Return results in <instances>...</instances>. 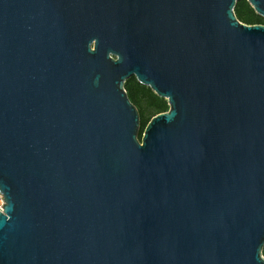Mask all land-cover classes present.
Here are the masks:
<instances>
[{"label":"water","instance_id":"95a60500","mask_svg":"<svg viewBox=\"0 0 264 264\" xmlns=\"http://www.w3.org/2000/svg\"><path fill=\"white\" fill-rule=\"evenodd\" d=\"M236 2L0 0V264H264V24ZM130 76L168 105L140 138Z\"/></svg>","mask_w":264,"mask_h":264},{"label":"trees","instance_id":"16d2710c","mask_svg":"<svg viewBox=\"0 0 264 264\" xmlns=\"http://www.w3.org/2000/svg\"><path fill=\"white\" fill-rule=\"evenodd\" d=\"M233 11L236 18L242 23L264 24V17L256 14L247 0H237ZM124 89L138 111L140 121L138 138H140L150 117L168 109L167 101L158 97L150 88L138 83L134 76L125 80ZM262 255H264V248H262Z\"/></svg>","mask_w":264,"mask_h":264},{"label":"built area","instance_id":"2783aa9c","mask_svg":"<svg viewBox=\"0 0 264 264\" xmlns=\"http://www.w3.org/2000/svg\"><path fill=\"white\" fill-rule=\"evenodd\" d=\"M3 203H4V199L2 197V194L0 193V212L3 211V206H2Z\"/></svg>","mask_w":264,"mask_h":264}]
</instances>
